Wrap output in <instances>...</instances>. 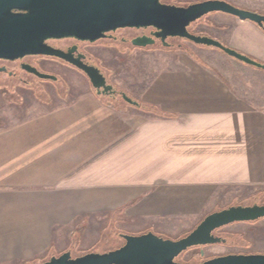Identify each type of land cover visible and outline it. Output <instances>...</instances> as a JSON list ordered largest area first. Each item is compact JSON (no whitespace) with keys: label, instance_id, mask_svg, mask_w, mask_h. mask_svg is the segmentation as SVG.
I'll return each mask as SVG.
<instances>
[{"label":"crops","instance_id":"crops-1","mask_svg":"<svg viewBox=\"0 0 264 264\" xmlns=\"http://www.w3.org/2000/svg\"><path fill=\"white\" fill-rule=\"evenodd\" d=\"M213 14L212 37L264 63L256 23ZM211 48L180 55L146 84L139 99L158 112L87 91L0 128V264L110 251L111 225L175 239L226 191L264 187V108L247 98L255 83L243 76L264 69Z\"/></svg>","mask_w":264,"mask_h":264},{"label":"water","instance_id":"water-1","mask_svg":"<svg viewBox=\"0 0 264 264\" xmlns=\"http://www.w3.org/2000/svg\"><path fill=\"white\" fill-rule=\"evenodd\" d=\"M213 12H223L250 20L264 27V14L241 8L226 0H204L187 6L163 3L162 0H0V58L14 60L25 55L41 54L62 58L85 73L97 94L115 92L101 70L84 63L80 57L45 43L48 38L75 37L95 41L106 32L123 27L153 26L156 37H183L195 44L214 47L255 67L264 63L224 45L209 36L188 30L191 23ZM154 39L136 38L138 47L152 45ZM29 68L30 66H26ZM40 78L56 80L52 74L30 67ZM125 101L138 105L125 92ZM264 218V204L235 205L206 215L185 236L171 239L152 231L133 235L121 234L120 247L106 252H87L73 256L65 251L43 264H187L175 259L192 247L225 243L215 231L237 222H252ZM203 253V252H202ZM198 264H264L263 253H230L208 258Z\"/></svg>","mask_w":264,"mask_h":264},{"label":"rangeland","instance_id":"rangeland-1","mask_svg":"<svg viewBox=\"0 0 264 264\" xmlns=\"http://www.w3.org/2000/svg\"><path fill=\"white\" fill-rule=\"evenodd\" d=\"M166 1L177 5H186L199 0ZM227 1L253 11L261 12V10H264V7L260 5L261 1L264 0ZM214 21L217 22L215 15L210 13L192 23L189 26V30L193 33L216 34L218 29L213 27ZM247 22L252 24L250 21ZM224 24L226 26L232 25L229 21H224ZM249 26L246 25V29L244 30L246 35L252 37L251 32L248 30ZM170 42L173 44L169 47L150 45L143 48L131 47L111 40H101L95 44H84L83 50L88 52L90 57L91 55L95 56L91 57V62L95 63L102 70L109 83L118 90L114 96L97 94L96 89L93 88L85 73L68 63L46 56L32 57L31 59L35 61L34 63L40 69L55 74L58 79L53 81L30 77L31 80L27 83H5L1 81L0 128L14 125L39 113L68 105V103L87 91H92L109 104L125 111L137 108L151 111L154 108L149 109V106L141 102L139 94L158 71L176 65L180 55L187 54L197 58H205L213 51L211 47L195 44L185 38H175L170 40ZM255 45L256 49L264 51L263 41L259 40ZM210 58V60L213 59L215 62L223 65L215 56ZM243 76L255 83L254 89H251V91L248 89L250 97L247 95V98L257 107L264 108V75L260 77L244 72ZM246 83L248 84V82ZM121 92H125L133 100L140 101V105H137L138 107L136 108L125 101ZM153 111L158 112L157 109ZM253 204H264V187L257 190L242 188L239 191H226L225 195L218 199V206L220 208H216L215 211L235 205ZM116 231L114 226L111 225L108 230L104 231L103 236L107 241L111 242L114 249L120 247L125 242L121 237V234L125 232L123 230ZM188 233L183 232L175 239H179ZM215 234L226 239V242L203 247H192L176 257L175 260L181 263L198 264L208 258L230 253L264 254V218L252 222H237L227 225L216 230ZM49 259V256H46L45 258L36 259L31 262L24 261L10 264H43Z\"/></svg>","mask_w":264,"mask_h":264},{"label":"flooded vegetation","instance_id":"flooded-vegetation-1","mask_svg":"<svg viewBox=\"0 0 264 264\" xmlns=\"http://www.w3.org/2000/svg\"><path fill=\"white\" fill-rule=\"evenodd\" d=\"M200 1H204V0H199V1H195V2H200ZM162 2L166 3V4L177 5V4L169 3L166 0H162ZM195 2H192V3H195ZM189 4H191V3H189ZM189 4L177 5V6H187ZM256 12H258V11H256ZM258 13H261V12H258ZM261 14H264V13H261ZM259 27L262 30H264V27H261V26H259ZM188 30H189V27H188ZM157 31L158 30L155 27H153V26H148V27H123V28H117L116 30H113V31L106 32L103 37H101V38H99V39H97L95 41L80 40V39H77L75 37H64V38H48V39L45 40V43L48 44L49 46H52V47L57 48V49H60V50H62L64 52H66V53H68L69 50H72L74 57H80L81 60L84 63H87L89 65H94V66L98 67L95 63L91 62V57H95V56L91 55V57H90L89 56L90 54H88V52L83 50V45L84 44H87V43L95 44V43H97L98 41H101V40H111V41L121 42V43H123L124 45H127V46L138 47V46H135L133 44V40L136 39V38L148 37V38L154 39V43L152 45H162V46L169 47V46H171L173 44V43L170 42V40L175 39V38H181V39L183 38V37H167L165 39V41H162L160 37H156L155 33ZM191 33H193V32H191ZM193 34L212 37L211 35H207V34H204V33H193ZM212 38H214V37H212ZM214 39H216V38H214ZM187 40H189V39H187ZM220 42H222V41H220ZM141 48H143V47H141ZM95 55L97 56V54H95ZM36 56H46V57H50V58H53V59H58V60H61V61L65 62V63H68L69 65H72L73 67L77 68L76 66H74L73 64H71L70 62H68V61H66V60H64L62 58L55 57V56L41 55V54L25 55L23 57H20V58L14 59V60L0 58V82L2 81V82H5V83H8V82L9 83H12V82L13 83H16V82H18V83H27V82H29L31 80L30 77L40 78L37 74H35V72H33V71H31V69H29L30 67L35 68V69H37L40 72L48 73V72H45L42 69H40V67H38L34 63L35 61L31 59L32 57H36ZM26 66H30V67L27 68ZM101 72H102V70H101ZM48 74H51V73H48ZM52 75H55V74H52ZM40 79H43V78H40ZM57 79H58V77H57ZM43 80H53V79H43ZM56 80H53V81H56ZM107 82L109 83L108 79H107ZM113 90L115 91L114 93L113 92L105 93L104 95H111V96L116 95L118 90H116V88L114 86H113ZM96 92H97V90H96ZM99 95H102V93L99 94Z\"/></svg>","mask_w":264,"mask_h":264}]
</instances>
